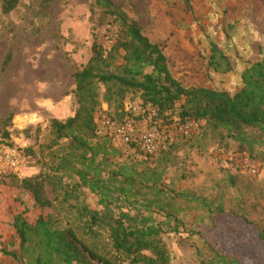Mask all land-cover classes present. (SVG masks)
I'll use <instances>...</instances> for the list:
<instances>
[{
  "label": "rangeland",
  "instance_id": "1",
  "mask_svg": "<svg viewBox=\"0 0 264 264\" xmlns=\"http://www.w3.org/2000/svg\"><path fill=\"white\" fill-rule=\"evenodd\" d=\"M5 1L0 0V145L16 147L23 161L17 173L0 175V250L16 253L14 259L0 252V264H33L40 252L37 239L31 237L27 253L18 250L3 210H27L30 223L42 214L17 181L49 173L43 163H51V154L57 153L56 148L48 149L53 139L50 121L64 122L75 113L72 76L91 56L93 33L107 49L116 35L110 26L97 28L100 15L93 0H15L9 13L3 11ZM111 1L161 47L173 77L185 88L234 94L243 71L264 56V0ZM212 45L218 49L214 59ZM138 99L129 93L126 102ZM103 109L116 122L122 119L114 107L104 104ZM137 119L141 128L157 130L160 150L147 156L111 146L112 168L133 167L138 173L147 167L163 170L165 195H188L187 201L173 198L182 226L177 233L163 235L172 264H219L217 254L241 264H264L256 229L264 228V144L257 135L248 136L257 142L252 148L245 145L249 149L241 153L240 143L228 138L225 130L204 131L202 123L191 138L180 137L177 111L167 119L153 120L148 113ZM10 181L14 184H6ZM44 187L56 218L63 224L74 219L57 204L63 196L53 181L46 180ZM83 199L91 209L101 210L98 198L88 190H83ZM219 208L224 214L215 212ZM150 212L142 213L163 221L162 212L154 208ZM83 241L95 248L105 242Z\"/></svg>",
  "mask_w": 264,
  "mask_h": 264
},
{
  "label": "trees",
  "instance_id": "2",
  "mask_svg": "<svg viewBox=\"0 0 264 264\" xmlns=\"http://www.w3.org/2000/svg\"><path fill=\"white\" fill-rule=\"evenodd\" d=\"M15 5V0H6L3 11L9 13ZM92 6L100 15L97 28L107 25L114 29V43L107 49L93 33L91 56L72 76L75 113L64 122L50 121L53 139L48 149L56 148L58 154L53 152L51 163H43L49 173L17 181L42 214L32 223L27 220V210L13 212L9 207L3 215L18 250L27 253L31 237L37 239L40 252L33 264H172L163 235L177 233L182 226L173 198L187 201L188 195H165L163 170L147 167L138 173L133 167L112 168L115 151L110 141L95 136L97 115L105 104L120 112L122 119L117 123L122 122L126 118L124 105L132 103L126 102V97L133 93L139 97L136 103L145 111L150 106L157 118L167 119L177 111L180 123L194 120L202 123L204 131L225 130L228 138L240 143L242 153L257 142L256 137L249 139L251 134L264 144V56L243 71L234 94L185 88L173 77L161 47L152 43L119 6L111 0H93ZM212 53L214 59L218 53L214 45ZM7 63L8 59L4 65ZM106 114L116 122L109 111ZM47 178L63 196L57 204L72 212L74 219L63 224L56 218L54 204L46 197ZM83 190L98 198L101 210L84 202ZM149 195L152 198H147ZM139 207L162 212L163 221H156L151 212L143 214ZM215 212L224 214L221 208ZM241 219L251 224L245 217ZM256 229L264 247V228ZM85 238L105 242L95 248L84 243ZM0 252L16 257L15 252ZM215 257L219 264H241L222 254Z\"/></svg>",
  "mask_w": 264,
  "mask_h": 264
},
{
  "label": "built area",
  "instance_id": "3",
  "mask_svg": "<svg viewBox=\"0 0 264 264\" xmlns=\"http://www.w3.org/2000/svg\"><path fill=\"white\" fill-rule=\"evenodd\" d=\"M103 109L96 118L95 136L108 139L114 147H128L141 154L152 156L157 153L162 145V138L154 128H141L138 117L145 115L153 119L156 112L150 106L146 111L138 103H126L124 113L126 118L120 122L112 121ZM200 125L194 120H189L177 127L180 137L189 139L199 131ZM22 156L16 147L0 145V175L8 176L17 173L22 165ZM243 163L249 165V160ZM256 173L255 169L252 170Z\"/></svg>",
  "mask_w": 264,
  "mask_h": 264
}]
</instances>
